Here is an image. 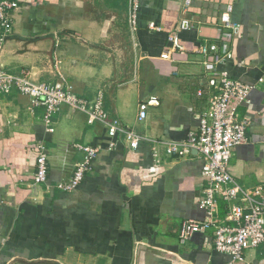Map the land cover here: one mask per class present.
Listing matches in <instances>:
<instances>
[{"label": "crops", "instance_id": "crops-1", "mask_svg": "<svg viewBox=\"0 0 264 264\" xmlns=\"http://www.w3.org/2000/svg\"><path fill=\"white\" fill-rule=\"evenodd\" d=\"M8 1L17 7L0 67L36 82L62 77L87 101L101 91L107 115L140 140L132 149L117 137L108 149L106 129L88 125L83 113L61 107L46 126L42 109L27 97L0 95V264L227 263L211 246L212 230L178 243L183 221L204 218L198 202L206 181L199 157H168L165 145L196 131L211 95L196 47L220 48L226 35L231 58L216 69L253 87L237 108L249 125L229 170L245 189L264 179V0H234L236 34L219 25L228 0H190L187 9L185 0H138L133 31L127 0ZM182 19L192 26L177 33L183 50L161 59ZM150 96L159 105L139 120L137 105ZM37 143L46 149L48 170L46 184L33 193ZM70 143L99 152L91 172L66 193L55 186L71 178L80 158L65 148ZM226 207L218 202L217 222ZM240 264H264V244L247 249Z\"/></svg>", "mask_w": 264, "mask_h": 264}, {"label": "built area", "instance_id": "built-area-1", "mask_svg": "<svg viewBox=\"0 0 264 264\" xmlns=\"http://www.w3.org/2000/svg\"><path fill=\"white\" fill-rule=\"evenodd\" d=\"M234 0H228L219 16L222 29L236 34L238 27L231 21ZM190 5V0L184 1V9ZM17 7L15 2L0 0V48L11 35L12 23L9 14ZM138 0H127V25L133 31L136 26ZM153 28V25H150ZM192 26L187 19H182L176 31L167 36L170 48L164 51L160 58L170 60V50H183L177 33L186 31ZM223 44L218 48L214 44L196 47V53L202 58V65L207 72V88L211 91L207 106L197 116L196 131L188 132L181 141H170L165 145L168 157L181 158L195 154L202 161L201 176L205 185L202 186L198 207L203 211L201 221H183L178 231V243L184 245L195 234H204L212 230V248L227 255L229 261L224 264H240L244 253L249 248H257L264 244V179L256 186L245 189L232 177L229 170V160L234 149L246 143V129L249 125L246 119L238 117L237 108L247 101L252 86L232 79L226 71L216 67L231 58L227 46V36L222 37ZM212 55V62L208 55ZM15 92L29 99L32 107L42 109L44 125L49 126L53 115L61 108L81 112L86 117V123L101 124L106 129L109 138L108 149L114 146L113 139L119 137L136 148L140 136L131 129L124 127L116 119H111L103 109L104 96L98 91L92 101L78 97L64 78L58 77L53 82H36L29 73L21 71L18 75L7 73L0 67V95H10ZM159 101L150 96L142 99L138 105V119L146 118L148 107H156ZM80 154L75 163L72 176L67 182L55 186L56 190L69 193L76 189L85 175L91 172L92 162L97 157L99 149L90 145L70 143L65 146ZM36 152L35 173L30 190L36 193L40 185L46 184L47 152L43 144L34 146ZM222 201L227 205L223 223L217 222V205Z\"/></svg>", "mask_w": 264, "mask_h": 264}]
</instances>
